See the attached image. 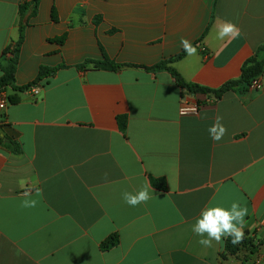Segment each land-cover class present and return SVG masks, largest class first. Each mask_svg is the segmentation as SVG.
<instances>
[{"label":"crops","instance_id":"0c3cea01","mask_svg":"<svg viewBox=\"0 0 264 264\" xmlns=\"http://www.w3.org/2000/svg\"><path fill=\"white\" fill-rule=\"evenodd\" d=\"M31 1L0 0V78ZM221 21L241 35L218 39ZM24 36L16 89L5 91L17 102L0 111V264H264V71L263 89L219 98L146 69L168 62L186 83L213 91L239 80L251 58L264 61V0H40ZM105 58L124 67L88 64ZM41 68L57 71L39 94L18 90ZM183 97L199 113L181 116ZM217 115L227 134L214 142L207 129ZM118 117L128 119L125 132ZM145 184L147 203H124V191ZM37 188L41 202L21 208ZM233 201L248 209L243 242L256 250L245 260L224 259L225 241L204 248L191 231L205 205ZM114 235L119 243L106 250Z\"/></svg>","mask_w":264,"mask_h":264},{"label":"trees","instance_id":"16d2710c","mask_svg":"<svg viewBox=\"0 0 264 264\" xmlns=\"http://www.w3.org/2000/svg\"><path fill=\"white\" fill-rule=\"evenodd\" d=\"M40 5V0H32L31 2L25 3L21 9H20V19H21V35L19 40L11 44L3 53V63L1 64V71H2V77L0 78V93L6 91L8 87H13L16 89L14 83H15V74L17 72V67L19 63V54L21 46L24 42V30L26 26H28V20L31 17L36 16L38 8ZM24 22H27L25 24ZM57 43L62 44L64 42V39H57L55 40ZM264 47H261L259 51H263ZM88 64H92L93 68L105 70V71H118L121 68L124 67V65L117 64L116 62L110 60L109 58H105L101 62H92L89 61ZM168 62H161L154 67L146 68L149 71H160L165 70L168 71L173 79L175 80L176 84L181 87L182 89L187 90L189 93L193 94H208V93H215L217 97H221L225 93H228L230 91H233L234 89L238 87H248L251 82L262 75L264 71V61H261L258 59V55H255L253 58H251L242 68L241 77L237 81H232L227 83L224 87H222L219 90L213 91L210 89L202 88L196 85L188 84L184 81V79L181 77V75L172 67L168 66ZM57 69H47V68H41L39 76L37 81L32 83L29 86L21 87L18 90L21 92L33 89L37 86V84L44 79H47L49 77H52L56 73ZM11 103H16L17 100L15 97H10ZM118 124L122 132H125L127 128L128 119L127 117H118ZM3 143L14 152L19 151V145L15 142H13L11 139H3ZM151 184L154 188L165 191L167 189V184L165 179H156V178H150ZM119 243V237L118 235H114L110 240L105 242L103 244V247L108 250L111 247L116 246ZM241 243L237 245H233L230 241V239L225 240L224 245V253L221 255L224 259L227 257H235L238 255V252L240 251ZM259 246V245H258ZM252 248L251 250H253Z\"/></svg>","mask_w":264,"mask_h":264},{"label":"clouds","instance_id":"9594fccd","mask_svg":"<svg viewBox=\"0 0 264 264\" xmlns=\"http://www.w3.org/2000/svg\"><path fill=\"white\" fill-rule=\"evenodd\" d=\"M217 38L224 40L226 37L237 38L241 35L240 29L232 21H221L217 25ZM180 46L188 56L197 55V48L187 38H181ZM195 113L196 110L193 109ZM204 119V116L200 117ZM223 117L217 115L215 121L207 129L210 138L214 142L220 141L226 134L227 128L222 123ZM107 173H105V178ZM153 189L150 184L143 185L136 192L124 191L122 199L130 207H137L147 203L151 198ZM43 199V190L35 189L26 191L21 200V208H35ZM248 215V209L239 201H233L230 207L220 205H205L200 214L195 218V222L191 225V231L199 239L197 243L204 248L214 247L225 240L230 239L235 246L243 242L244 226L246 224L245 217Z\"/></svg>","mask_w":264,"mask_h":264},{"label":"built area","instance_id":"2783aa9c","mask_svg":"<svg viewBox=\"0 0 264 264\" xmlns=\"http://www.w3.org/2000/svg\"><path fill=\"white\" fill-rule=\"evenodd\" d=\"M250 89H253V90H261L263 89V85L258 78L254 79L250 86H249ZM31 92V94L33 95H37L39 94V90L33 88V89H30L28 90ZM9 95L4 91V92H1L0 93V111H3L6 109L7 105L9 104ZM193 109L196 110V112L194 113L193 112ZM200 111V106L199 104H192L190 103V101L186 98V97H183L182 98V102H181V106H180V115L181 116H190V115H195L197 113H199Z\"/></svg>","mask_w":264,"mask_h":264},{"label":"rangeland","instance_id":"374dc122","mask_svg":"<svg viewBox=\"0 0 264 264\" xmlns=\"http://www.w3.org/2000/svg\"><path fill=\"white\" fill-rule=\"evenodd\" d=\"M251 247L248 244L242 242L241 246H240V251L238 252V255H237L238 256L237 258L240 259V260H245L248 257H250V255L248 253L245 254L244 252L245 251H250ZM253 250H256V249H253ZM246 264H251V263H246Z\"/></svg>","mask_w":264,"mask_h":264}]
</instances>
